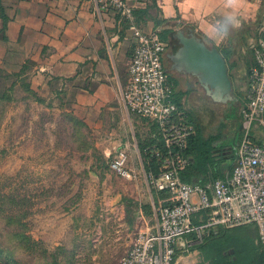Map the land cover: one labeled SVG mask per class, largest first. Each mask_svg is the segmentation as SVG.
Masks as SVG:
<instances>
[{"label":"rangeland","instance_id":"1","mask_svg":"<svg viewBox=\"0 0 264 264\" xmlns=\"http://www.w3.org/2000/svg\"><path fill=\"white\" fill-rule=\"evenodd\" d=\"M239 56L230 60L239 59L242 72L246 55ZM25 67L0 61V264H113L137 231L136 212L155 218L143 207L152 196L142 174L129 180L108 164L120 139L133 148L137 130L115 109L110 118L85 111L70 89L46 101ZM235 71L229 62L233 78ZM193 91L185 108L202 135L235 142L229 113L237 112L238 101L214 102L199 84ZM185 254L179 264L200 259L198 251Z\"/></svg>","mask_w":264,"mask_h":264},{"label":"crops","instance_id":"2","mask_svg":"<svg viewBox=\"0 0 264 264\" xmlns=\"http://www.w3.org/2000/svg\"><path fill=\"white\" fill-rule=\"evenodd\" d=\"M135 2L136 17L143 30L156 31L159 35L166 33L168 48L164 55L165 67L173 87L174 100L186 112V100L196 93L193 89L198 83L190 74L170 70L166 62L167 52L178 45L174 37L178 22H181V27L185 30L193 29L207 44L215 45L226 59L228 72L229 62L236 70L235 77L230 76L234 90H237L235 95L239 109L229 114L236 122L233 129L237 132L238 139L235 142H232L234 136L227 140L221 139L218 148L214 150L216 164L226 170L228 176L231 172L228 167L237 159L245 115V109L240 114V94L244 95L247 91L249 71L255 63L256 49L264 39V0ZM0 5L8 17L5 31H0V61L5 60L10 69L27 65L26 70L32 72L33 88L46 101L56 99L58 91L70 89L75 93L74 101L81 103V108L85 111L109 112L110 109H115L113 114L122 113L129 129H136L137 133L133 136V148L127 142H121V139L115 147L126 146L129 149L131 163L132 160L138 162L137 168L132 163L136 175L142 174L144 178V159L139 142L155 143L159 138V131L151 120L128 112L123 101L122 90L135 42L127 21L122 20L112 8L103 9L98 0H0ZM2 21L0 18V29ZM239 55H246L242 72H238L239 59L236 58ZM232 56L236 57L235 61L230 60ZM111 114L109 112V118ZM254 135L258 140V128H254ZM149 192L152 196L150 204L143 207L154 211L162 193L151 189ZM152 192H155V199ZM136 215V230H147L154 226L155 218L153 221L152 217L146 221V214L142 209ZM132 235L126 243L129 247ZM125 251L114 256V259L117 258L115 262L127 252ZM185 253L183 241H180L174 264H179L183 257L188 256Z\"/></svg>","mask_w":264,"mask_h":264},{"label":"built area","instance_id":"3","mask_svg":"<svg viewBox=\"0 0 264 264\" xmlns=\"http://www.w3.org/2000/svg\"><path fill=\"white\" fill-rule=\"evenodd\" d=\"M127 21L135 42L122 97L128 112L155 123L160 146L152 144L158 172L144 170L146 184L162 192L154 206L155 224L137 230L127 252L114 264H174L178 243L188 252L220 228L254 223L257 242L264 249V39L256 49L245 95V115L236 162L227 177L187 182L181 172L190 164L185 154L195 128L174 100L164 63L168 43L156 31L146 32L135 22V0H98ZM259 129V139L254 135ZM117 175L136 178L129 149L117 147L109 159Z\"/></svg>","mask_w":264,"mask_h":264},{"label":"trees","instance_id":"4","mask_svg":"<svg viewBox=\"0 0 264 264\" xmlns=\"http://www.w3.org/2000/svg\"><path fill=\"white\" fill-rule=\"evenodd\" d=\"M135 10L133 12L135 22L140 24ZM0 18L3 20L0 31L4 32L8 17L1 5ZM161 35L159 36L165 41L166 33L164 35L161 33ZM188 119L193 124L195 133L190 137L184 151L191 160L190 164L181 172V179L187 182H200L227 177L226 170L218 166L214 160V150L218 148L221 140L219 135L203 136L198 125L189 115ZM154 126L157 128L155 123ZM153 143L154 141L151 143L140 141L139 147L144 159L145 170L156 173L159 164L153 153V148L150 147ZM154 144L160 146V139L158 138ZM235 162L228 167L230 170ZM257 235L258 229L254 223L220 228L217 232L204 237L201 243L189 248V251L195 249L199 252L200 259L197 264H264V249L257 242Z\"/></svg>","mask_w":264,"mask_h":264},{"label":"water","instance_id":"5","mask_svg":"<svg viewBox=\"0 0 264 264\" xmlns=\"http://www.w3.org/2000/svg\"><path fill=\"white\" fill-rule=\"evenodd\" d=\"M175 28L178 46L166 54L169 69L194 76L214 102L236 101L233 81L220 50L204 42L193 29L182 28L181 22Z\"/></svg>","mask_w":264,"mask_h":264},{"label":"flooded vegetation","instance_id":"6","mask_svg":"<svg viewBox=\"0 0 264 264\" xmlns=\"http://www.w3.org/2000/svg\"><path fill=\"white\" fill-rule=\"evenodd\" d=\"M168 62V61H167ZM169 64V63H168ZM196 82L198 83V81H197V79H196ZM199 84V83H198ZM200 85V84H199ZM201 86V85H200ZM201 88L203 89V87L201 86ZM203 91H204V89H203ZM204 93H205V91H204ZM232 94H234L235 95V90H234V84H233V90H232ZM206 95V94H205ZM209 97V96H208ZM210 98V97H209ZM227 102H230V103H234L235 101H227ZM222 103V102H221Z\"/></svg>","mask_w":264,"mask_h":264}]
</instances>
